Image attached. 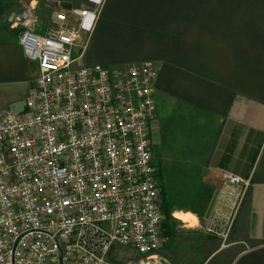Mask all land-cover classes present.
<instances>
[{
	"label": "built area",
	"instance_id": "2783aa9c",
	"mask_svg": "<svg viewBox=\"0 0 264 264\" xmlns=\"http://www.w3.org/2000/svg\"><path fill=\"white\" fill-rule=\"evenodd\" d=\"M29 13L12 24L37 74L24 109L0 112V264H168L150 137L157 68L79 65L96 8L54 11L45 35ZM223 179L202 229L226 239L251 179Z\"/></svg>",
	"mask_w": 264,
	"mask_h": 264
},
{
	"label": "crops",
	"instance_id": "0c3cea01",
	"mask_svg": "<svg viewBox=\"0 0 264 264\" xmlns=\"http://www.w3.org/2000/svg\"><path fill=\"white\" fill-rule=\"evenodd\" d=\"M98 1L0 0V97L21 98L22 111L37 74L14 16L30 11L31 29L45 35L54 11L96 8L77 63L153 62L158 77L150 137L163 173L159 184L169 193V176L176 174L181 190L186 182L192 190L194 181L214 189L203 217L189 204L173 205L162 255L168 264H264V0ZM77 25L75 18L67 22ZM79 50L75 46L73 54ZM224 172L251 179L226 239L202 229L217 206Z\"/></svg>",
	"mask_w": 264,
	"mask_h": 264
},
{
	"label": "trees",
	"instance_id": "16d2710c",
	"mask_svg": "<svg viewBox=\"0 0 264 264\" xmlns=\"http://www.w3.org/2000/svg\"><path fill=\"white\" fill-rule=\"evenodd\" d=\"M159 177L163 180V173L158 165ZM160 185L161 209L164 214L163 225L167 228L171 226L173 203L163 181ZM214 189L208 185L202 184L200 188L189 197V210L199 217H203L208 209Z\"/></svg>",
	"mask_w": 264,
	"mask_h": 264
},
{
	"label": "rangeland",
	"instance_id": "374dc122",
	"mask_svg": "<svg viewBox=\"0 0 264 264\" xmlns=\"http://www.w3.org/2000/svg\"><path fill=\"white\" fill-rule=\"evenodd\" d=\"M22 106V100L21 98L17 100L14 95H5L3 97H0V112L4 110L5 108H11L14 111H18L19 108ZM171 181H170V187L171 189L169 190L170 197L172 199V203L174 205L175 209H178L181 207V203H184L185 205L189 204V197L199 188V186L196 187V181H194L193 184L190 186L193 188L192 190H189L188 183H185V186L187 187L186 190H181V178L179 175L172 174L169 176ZM196 180V179H195ZM202 185V183H200ZM200 185V186H201ZM216 205V204H215ZM187 207V206H186ZM116 255V254H115ZM114 256V253H113ZM125 257V255H124ZM125 259V258H124Z\"/></svg>",
	"mask_w": 264,
	"mask_h": 264
}]
</instances>
